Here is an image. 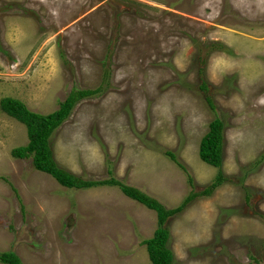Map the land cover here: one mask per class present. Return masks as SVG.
Returning a JSON list of instances; mask_svg holds the SVG:
<instances>
[{"label":"rangeland","instance_id":"374dc122","mask_svg":"<svg viewBox=\"0 0 264 264\" xmlns=\"http://www.w3.org/2000/svg\"><path fill=\"white\" fill-rule=\"evenodd\" d=\"M96 87L54 132L55 160L85 179L110 168L175 207L217 173L198 146L218 115L230 180L168 219V246L174 264H264V159L250 165L264 151V0H0V100L48 114ZM27 141L0 108V251L21 264H152L141 241L154 210L116 185H61L12 156Z\"/></svg>","mask_w":264,"mask_h":264},{"label":"trees","instance_id":"16d2710c","mask_svg":"<svg viewBox=\"0 0 264 264\" xmlns=\"http://www.w3.org/2000/svg\"><path fill=\"white\" fill-rule=\"evenodd\" d=\"M216 48V42L212 43ZM223 47V46H221ZM220 48V47H218ZM200 88L207 90L206 81H202ZM101 87L95 89H72L58 105V108L48 114H40L30 110L27 105L14 97H3L0 100L1 110L20 121L26 126L28 141L25 145L15 147L11 150L12 156L16 158L31 157L33 167L53 176L61 185L70 188H89L97 185H116L128 197L138 201L146 207L154 210L157 216V226L152 237L145 238L141 242L146 246L148 257L152 264H174V254L168 246L170 231L167 221L181 213L184 208L198 196H209L224 182L230 180L222 171L224 158V120L215 115L209 123L199 141L198 155L202 161L218 170L212 181L200 191L193 189L175 207H166L155 197L146 194L141 189L128 185L114 177L109 168L110 177L99 180L85 179L62 167L54 158L52 150V136L56 129L67 119L79 100L88 95L98 93ZM206 102L211 110L215 105L210 96L205 95ZM165 155L177 163L182 169L185 166L180 163L174 152L165 150ZM264 159V151L250 164L252 168L260 164ZM251 168V169H252ZM246 168L244 175L246 174ZM188 181L193 185V179L188 176ZM249 198V194L246 195ZM0 262L3 264H21V259L13 250L0 251Z\"/></svg>","mask_w":264,"mask_h":264}]
</instances>
